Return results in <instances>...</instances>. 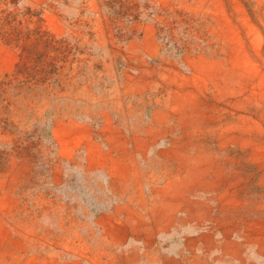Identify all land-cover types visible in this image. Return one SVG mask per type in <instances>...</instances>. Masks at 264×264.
I'll return each instance as SVG.
<instances>
[{
  "label": "bare ground",
  "instance_id": "bare-ground-1",
  "mask_svg": "<svg viewBox=\"0 0 264 264\" xmlns=\"http://www.w3.org/2000/svg\"><path fill=\"white\" fill-rule=\"evenodd\" d=\"M0 264H264V0H0Z\"/></svg>",
  "mask_w": 264,
  "mask_h": 264
}]
</instances>
